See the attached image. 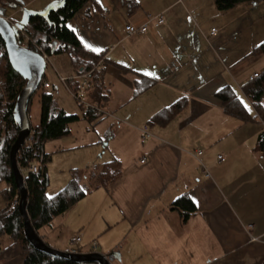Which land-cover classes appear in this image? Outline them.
<instances>
[{
  "label": "crops",
  "instance_id": "1",
  "mask_svg": "<svg viewBox=\"0 0 264 264\" xmlns=\"http://www.w3.org/2000/svg\"><path fill=\"white\" fill-rule=\"evenodd\" d=\"M62 2L0 0V16L16 25L25 12ZM148 17L164 23L155 27ZM126 24L147 30L129 36ZM67 25L86 50L103 54L96 75L102 99L91 98L95 84L69 57L71 73L55 72L63 90L86 99L66 103L70 111L51 94L56 107L98 135L75 148L85 168H69L61 189L75 170L84 185L95 165L116 161L120 174L38 232L41 240L61 252L79 245L80 254L98 253L110 264H263L264 153L256 147L264 124L227 115L217 94L231 88L252 113L243 89L264 72V1L222 13L214 0H92ZM177 102L181 109L166 121L153 120ZM93 105L101 116L82 119ZM180 198L195 207L185 223L173 209ZM76 236L80 242L71 244ZM17 248L1 263L22 264Z\"/></svg>",
  "mask_w": 264,
  "mask_h": 264
},
{
  "label": "trees",
  "instance_id": "2",
  "mask_svg": "<svg viewBox=\"0 0 264 264\" xmlns=\"http://www.w3.org/2000/svg\"><path fill=\"white\" fill-rule=\"evenodd\" d=\"M254 1L256 0H214V4L219 12L225 13L239 5ZM91 2L92 0H63L60 6L50 10L46 16H28L22 31L17 35V43L20 46L25 45L26 49L37 54L41 55L43 53L47 57L52 54L67 55L77 71L82 69L78 74H88L92 79L90 85L95 84L91 98L100 100L102 99V92L100 86H97L98 76L96 75L97 65L103 58V54H95L86 50L81 45L77 35L67 25L81 9ZM0 51V183L6 186L3 193L6 196L7 203L4 209L0 211V247L1 240L4 237L8 238L11 243L18 244L22 264H95L73 263L49 257L32 248L24 238L23 221L17 209L19 194L14 185L9 152L19 130L13 118V109L26 81L11 67L1 38ZM260 51L264 54V43L260 46ZM43 79L38 92L35 93H38L39 98V123L31 127V141L26 142L16 155L17 165L23 176L27 191V215L31 227L39 238L38 230L49 226L55 218L68 211L88 192L107 186L120 174L119 164L116 161L101 166L95 165L91 168L90 174L86 175L87 183L85 185L82 182L84 173L75 171L63 189L52 197L46 196L45 192L49 183L46 164L50 160V155L45 153L44 145L47 142L68 136V126L78 122L80 117L67 115L56 107L52 95L43 87ZM243 93L251 104L252 113L247 110L229 87L220 91L217 98L227 115L239 119L242 123L259 120L264 124V72L252 81H248ZM34 95L28 104L27 114L30 112ZM181 106L182 104L177 102L156 115L153 120L163 119L162 121H166L171 115L180 110ZM95 108L99 110V107L94 105L88 108L86 113L81 116L82 119L92 122L97 118L98 114ZM256 149L264 153V129L258 137ZM32 166L37 169L35 173L30 171ZM77 173L80 178L75 176ZM173 209L179 212L182 223H185L190 215L195 212L193 203L187 198H180L174 202ZM80 252L78 249L72 253ZM88 253L92 252L89 251Z\"/></svg>",
  "mask_w": 264,
  "mask_h": 264
},
{
  "label": "water",
  "instance_id": "3",
  "mask_svg": "<svg viewBox=\"0 0 264 264\" xmlns=\"http://www.w3.org/2000/svg\"><path fill=\"white\" fill-rule=\"evenodd\" d=\"M53 8H49V10L42 14L25 12L20 23L16 25L11 24L0 16V38L3 41L8 61L13 70L26 81L25 86L16 99L13 109V118L19 130L9 152L14 185L19 194L17 209L23 221L24 238L28 244L39 253L73 263L110 264L106 257L98 253L80 254L51 249L37 236L31 227L26 211L27 191L24 186L23 176L17 165L16 155L19 149L25 144L30 134L31 125L27 114V108L31 97L38 91L41 85L46 69V61L40 54L20 46L17 43V35L22 31L28 16H46Z\"/></svg>",
  "mask_w": 264,
  "mask_h": 264
},
{
  "label": "rangeland",
  "instance_id": "4",
  "mask_svg": "<svg viewBox=\"0 0 264 264\" xmlns=\"http://www.w3.org/2000/svg\"><path fill=\"white\" fill-rule=\"evenodd\" d=\"M70 69H71V66H70L68 56H66L65 54H52L48 56V63L46 65V69L44 72V79H43L50 86V89H48V92L52 94L53 98H55L58 101L57 104L64 106L69 110L71 107H69V105H65L66 103L73 104V106L78 107L77 101H76L77 99L80 98L82 102L86 101V99L81 97L82 95L79 96V94L78 95L75 94L77 97L75 99L73 97L74 94L72 93L68 94L65 90H63V88H61L58 85V83H56V81L58 82L56 78V73L64 77L66 74L71 73ZM55 88L57 89L55 90ZM69 110H67L68 113L71 111ZM39 111H40V107L38 105V93H37L34 95L31 105H30V112H29V122H31L30 124L32 125L36 124L38 117H39ZM86 129H87V125L84 122L78 121L70 125L68 136L59 138L54 141L47 142L44 145V151L50 155V160L46 164V173H47V177L49 181L46 192H45L47 196H51L52 194L61 190V188L63 187L61 185V182L63 181L64 178L65 179L68 178L69 168H76L79 171L85 168V167H82V165L78 163V160L81 157L75 158L74 157L75 154L73 153H76L79 150V149L75 150V148H77L81 144L82 145L89 144L91 142H95L96 140H98L97 139L98 135L96 131L86 132ZM81 149H84V148H81ZM60 171H63V172H60ZM78 173L75 176H77V178H80V176H78ZM86 174L89 175L90 171L87 172ZM2 188H4V184L0 183V192ZM4 205H5V202L2 196L0 195V209H2ZM44 229L45 228L40 229L38 230V232L44 234L46 232ZM78 246L72 247L71 251H76L78 249ZM17 247H19L18 244L11 243L8 238L4 237L1 240L0 264H2L1 263L2 258H4V256H9L13 254L14 252L13 250L15 248L18 249Z\"/></svg>",
  "mask_w": 264,
  "mask_h": 264
},
{
  "label": "built area",
  "instance_id": "5",
  "mask_svg": "<svg viewBox=\"0 0 264 264\" xmlns=\"http://www.w3.org/2000/svg\"><path fill=\"white\" fill-rule=\"evenodd\" d=\"M148 18H149V21H152V20H153V21L155 22V23H154L155 27L161 26V25L164 23V19H163L162 17H155V18H150V17H148ZM146 30H147V24H143V25L140 26V27H135V26H133V25H131V24H126V26H125V33H126L127 35H129V36L143 34V33L146 32ZM215 34H216V29H211V31H210V35L214 36ZM22 47L26 48L25 45H22ZM41 56L44 58V60L47 59V56H46L45 54L42 53ZM258 75H259V74H257V73L253 74L251 77H249L248 81H252V80L255 79ZM43 87H44V89H47V88H49V85H48L47 83H44V84H43ZM86 107H89V106L86 105ZM95 110H96L97 113L99 114V111H98L96 108H95ZM144 134H145L146 137H149V134H147L146 131H144ZM31 135H32V131L30 130V134H29V136H28L26 142L31 141ZM26 142H25V143H26ZM200 154H201V152H198V155H200ZM218 159H219L220 161H223L222 157H220V156L218 157ZM141 162L143 163V161H141ZM30 171H32L33 173H35V172L37 171V169H36L35 166H32V167L30 168ZM204 174L207 175L206 172H204ZM207 176H208V175H207ZM13 204H15V203H13ZM79 242H80V238H79L78 236L73 237V238L71 239V244H78Z\"/></svg>",
  "mask_w": 264,
  "mask_h": 264
},
{
  "label": "snow or ice",
  "instance_id": "6",
  "mask_svg": "<svg viewBox=\"0 0 264 264\" xmlns=\"http://www.w3.org/2000/svg\"><path fill=\"white\" fill-rule=\"evenodd\" d=\"M98 2H99V0H98ZM86 47H87V45H86Z\"/></svg>",
  "mask_w": 264,
  "mask_h": 264
}]
</instances>
